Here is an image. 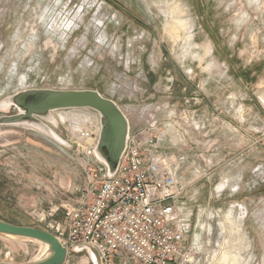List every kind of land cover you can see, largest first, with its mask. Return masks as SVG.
I'll list each match as a JSON object with an SVG mask.
<instances>
[{"label":"rangeland","instance_id":"1","mask_svg":"<svg viewBox=\"0 0 264 264\" xmlns=\"http://www.w3.org/2000/svg\"><path fill=\"white\" fill-rule=\"evenodd\" d=\"M178 19L174 41L165 27ZM31 89L97 91L129 129L161 107L160 150L189 164L181 214L192 253L177 264H264V0H0V119ZM100 127L90 108L0 122V220L59 226L66 239L68 209L107 174L93 153ZM43 251L0 233V262ZM63 264L92 262L70 247Z\"/></svg>","mask_w":264,"mask_h":264},{"label":"built area","instance_id":"2","mask_svg":"<svg viewBox=\"0 0 264 264\" xmlns=\"http://www.w3.org/2000/svg\"><path fill=\"white\" fill-rule=\"evenodd\" d=\"M147 109L131 129L124 114L128 130L113 174L95 182L86 203L68 209L66 239L56 228L53 235L67 253L70 247L91 252L97 264H115L117 257L138 264L191 261L192 250L184 247L189 223L181 214L187 183L180 176L189 164L183 154L160 150L155 126L161 107Z\"/></svg>","mask_w":264,"mask_h":264},{"label":"water","instance_id":"3","mask_svg":"<svg viewBox=\"0 0 264 264\" xmlns=\"http://www.w3.org/2000/svg\"><path fill=\"white\" fill-rule=\"evenodd\" d=\"M12 102L21 112L0 119V122H17L32 120L35 116H43L53 110L66 108H90L101 118V127L97 140V149L106 160L107 174H113L119 157L124 149L128 130V122L114 101L103 97L94 90H53L31 89L20 92L12 98ZM0 233L29 237L50 243L52 257L44 264H63L67 254L66 248L52 233L29 227L18 226L0 220ZM92 264H97L93 253H88ZM0 264H10L0 262Z\"/></svg>","mask_w":264,"mask_h":264},{"label":"bare ground","instance_id":"4","mask_svg":"<svg viewBox=\"0 0 264 264\" xmlns=\"http://www.w3.org/2000/svg\"><path fill=\"white\" fill-rule=\"evenodd\" d=\"M172 11H175V9H173ZM178 20L179 21H177V23H175V24L168 22L167 27H165L167 32L169 33V36L174 41H177L180 38L181 28H183L185 26V23L180 22V19H178ZM206 52H208V46L206 47ZM49 113H51V112H49ZM123 115H124V113H123ZM52 134H55V133L52 132ZM93 153L95 154V156H97L98 159L101 160V162L106 164V160H105L104 156L98 151L97 145H96V147H94V152ZM107 171H108V168H107ZM36 240H38V239H36ZM38 241L44 245V251H43V253H42V255L40 257L34 259L33 261H31V262H29L27 264H44L53 255V250L51 248L50 243H48L46 241H42V240H38Z\"/></svg>","mask_w":264,"mask_h":264}]
</instances>
